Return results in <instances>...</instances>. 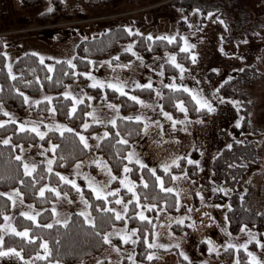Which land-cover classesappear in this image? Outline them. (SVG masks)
Here are the masks:
<instances>
[{"label": "rangeland", "instance_id": "obj_1", "mask_svg": "<svg viewBox=\"0 0 264 264\" xmlns=\"http://www.w3.org/2000/svg\"><path fill=\"white\" fill-rule=\"evenodd\" d=\"M61 1L62 6L67 11L71 13L80 11L86 17L51 22L45 25L48 27L47 29L41 30L43 26L37 25L34 18L38 13L52 7L49 0L45 4L35 7H21L18 0H0V35L6 36L2 53L6 54L5 69L8 72V66L11 65L12 74L14 60L27 52L36 53L40 60L43 58L47 69L53 67L54 61L73 60L77 53V46L85 39L84 32L91 30L88 27V29L79 31L78 28L70 24H81L80 26H82L84 23H95L98 32L102 28L121 25L129 32L131 30L141 31L151 37L167 36L177 38L178 36L179 49L185 46V41L189 45H194V47L189 48L187 55L190 60L188 64H184L178 60L176 53L173 51H163L152 56L143 57L134 50L133 40L121 41L106 52L100 59L101 63L98 67L91 66L90 60L89 67L80 71L81 74H85L82 75L85 77L83 81L74 78L73 81L59 91L63 97H65V92L70 93L68 97L71 101L69 113H72V108L78 104L74 103V100L88 103L89 110L86 113L87 118L81 124L82 129H88L89 126L94 124H98L99 128L90 133V138L89 135L85 134L86 130L85 132H78L79 136L86 138L89 145L86 156L57 172L60 176L68 177L69 180L76 182L79 188V191L74 188L76 195L71 197L67 193L61 192L51 183H46L38 189V194H40L41 188L45 190L55 189L53 191L55 199L49 206L52 212L51 223H63L73 212L87 213V216L83 215L84 218L88 221L91 220L88 211V200L85 196L86 190L84 189H90L91 194L95 197L96 194L88 186V178H94L95 184L104 189L102 193L104 198L109 196L107 195L108 192H116L119 189L118 195L114 196V202L120 199L127 204L128 201L123 200L121 194L122 192H128V190L120 184V180L124 179L126 175L127 180L132 181L135 185L144 183L142 177L138 178L136 183L130 172L124 173L125 166L130 168V162L140 167L135 162L138 158L149 169L156 170L157 168H163L162 166L165 164L173 165L174 160L178 163L181 158H185L187 161H197L198 164H191L190 172L184 170L180 173H174L172 176L183 177L186 172L187 178L172 180V183L165 187L174 189L172 193L176 196V201L178 196L179 207L176 204L174 210L170 211L165 208V205L156 206L153 223L155 227L151 232V243L165 246L160 248L174 247L175 249L164 252H150L154 258L148 264H228L219 257V254L229 244L234 245L231 248L233 256L229 264H236V261L239 260V253H244L242 256L250 264L249 252L257 258L259 264H264V229L261 231L244 227L235 231L228 229L226 220L227 204L212 201L211 197L215 187L210 179L212 160L218 151L231 141L229 126L238 123L240 119V114L234 103L227 98L213 99L215 98L214 91L221 82L253 60L254 55L252 51L248 50L247 41L258 42L261 36L251 38L250 35H247L249 37L246 41L245 39L241 40V37L237 35V37L235 36V42L223 45L222 37L228 33L225 23L221 22L223 19H221L219 11L213 10L205 13L197 7L188 9V11L183 9V6L186 8L190 6V2L192 4H202L203 8L222 6L224 10V13H222L227 16V12L232 8L225 3V0H126L116 9L103 4L92 6L85 0ZM235 1H238V6L249 12L250 21L262 23L260 18L264 17V0ZM97 22L102 24L96 25ZM257 32L264 34V26L259 28ZM129 45L132 46V52L137 54L131 60L129 59V65L120 67V64H113V57L126 58V53L130 52H126L125 49ZM193 55L196 58L195 63L192 61ZM169 56L176 57V63L185 69L183 74L168 62ZM166 64H168L167 66L172 65L176 70L166 72ZM161 73L163 74L161 75ZM87 74H90L91 78ZM94 81H101L104 84L103 87L97 86L100 88L98 94L91 93L87 89V87H92ZM117 81L123 82L125 85L124 93L126 94L124 95L135 96L142 103L136 101V106L132 108L129 106L128 110L123 112L117 101L107 97L105 89L109 82L116 83ZM148 83H151L153 89L151 99L148 100L142 95L134 93V88H142L143 85ZM173 83L180 89L187 87L190 90L201 92L215 110L209 112L207 109H202L206 113L204 117L201 115L197 117L190 116L187 112L186 122L176 123L175 128H173V121H185V113L177 107L176 110L180 112V115L166 111L161 104L162 88L165 87L164 85ZM137 84L141 87H137ZM246 87H249L250 93L256 96L253 122L264 127V87H259L257 84H247ZM59 92L52 93L41 89L37 94H24V97H28L29 100L21 111L8 110L0 103V124L11 123L10 121L14 120V124L18 129L21 128V125L25 129L36 126L43 133L56 125H63L71 129L68 122L57 118L55 113L47 111L49 108H53V99L51 102L43 99L45 96L53 98ZM38 100L46 104L44 113H38L33 108H39V104L34 103ZM179 103L181 102H177V104ZM109 105H114L115 108L109 107ZM89 113L93 115H89ZM163 113L170 114L172 120L166 119ZM137 115L142 117L141 135L126 150L125 159L128 163L123 166L120 174L117 175L110 168L107 160L97 152V145L101 141L97 138L104 137L106 125L110 121L120 116L135 117ZM156 122H159V125ZM85 124L88 125L87 128L84 127ZM145 125H147V131H145ZM40 140L38 136L35 144L22 146L18 155L21 157L23 165L27 163L31 167L43 163L46 170H48L49 165L47 162L49 160L53 161V155L48 150L53 144L51 142L43 144ZM130 153H135L132 161L127 159ZM94 161L106 164L107 167L102 168ZM77 165H80V167L77 168ZM109 169L111 175L117 178L110 183ZM158 184L160 185L159 182ZM17 192L19 193L17 188L0 190V193H4L8 197L9 195L12 196L10 199L11 209L4 215V217L7 216L10 219L6 221L3 218L0 223V236L10 233L4 227L6 224H10L12 228H15L13 218L17 214L28 213L35 216L36 219V213L40 211L39 208L24 201L20 193L15 195ZM129 193V200H132V193ZM134 202L136 205V201ZM114 204V209L124 215L123 205ZM145 204L139 201V206H136L135 210L137 211L136 214L143 211L144 215L147 216V211L143 207ZM147 205L151 207L155 204L148 203ZM160 209H163V211ZM180 219L184 221L183 224L179 225L182 227L179 231H174L172 224ZM242 228L245 231L242 232ZM122 229L127 233L135 230L126 222H123L110 228L105 235ZM16 231L23 232L27 230L16 229ZM125 232H121V235ZM249 233H251V236ZM109 239L110 243H106L97 253L75 264H98V262L99 264H138L134 262V244L131 243V240L124 243L118 235H111ZM131 239L135 240L136 235L132 236ZM119 241L121 244H119ZM201 241H204L205 253L199 250L198 244ZM41 243H45V241ZM240 245H247V247L246 249L241 248ZM37 254L45 256L44 249L40 248V251L28 258L11 254L0 256V264H36ZM185 255L188 257L187 260L184 259ZM49 264L62 263L52 262Z\"/></svg>", "mask_w": 264, "mask_h": 264}, {"label": "trees", "instance_id": "obj_2", "mask_svg": "<svg viewBox=\"0 0 264 264\" xmlns=\"http://www.w3.org/2000/svg\"><path fill=\"white\" fill-rule=\"evenodd\" d=\"M48 0H18L21 7H35L46 3ZM89 5L103 4L116 9L126 0H85ZM51 3V11L44 10L38 13L34 22L41 25V30L48 27L45 25L55 21H69L75 18H84L86 15L80 11L71 13L62 6L61 0H49ZM230 6L227 16L222 6L202 7V4L190 2L187 8H201L202 12L219 11V15L225 23L226 31L223 38V45L235 42V36L239 35L241 40H248L247 35L251 38H259L258 42L247 41L250 51H252L253 60L244 65L234 75L221 82L214 91L216 98H227L231 100L237 108L240 119L238 123L229 126L231 141L227 146L222 147L214 156L211 163V175L216 191L212 195V201L227 204L226 220L228 229L235 231L241 227L251 228L258 231L264 229V127L253 122V109L255 99L247 84H257L264 87V34H259L257 30L264 26V17L261 22H252L249 20V12L238 6V1L225 0ZM235 5V6H234ZM226 10V9H225ZM223 12V13H222ZM234 25H232V24ZM102 24L97 22L96 25ZM82 31L90 28L91 31L84 32L85 39L77 46L76 55L72 63L75 68L70 67L65 60L53 62L52 71H48L46 62L41 64L40 59L36 55L27 52L16 58L12 64L13 72L11 76L5 69V55H0V103L8 110L21 111L25 107L24 94H37L41 89L52 93H58L74 78L83 81L84 76L80 71L86 69L90 65L98 67L101 63L100 59L111 50L118 42L133 40V48L140 56H152L163 51H173L176 53L181 63L188 64L189 56L187 52H181L179 49V37L175 38L173 43L167 40H148V34L141 31H127L123 26H111L102 28L99 32L95 28V23L89 24H70ZM45 26V27H44ZM234 28V29H232ZM260 35V36H259ZM232 36V37H231ZM6 41L5 35H0V53ZM134 57L132 53H126V58L118 57L113 64L129 65V59ZM168 64L165 65L166 72L175 71L176 69ZM68 73V75H65ZM15 76L16 79H12ZM51 77L52 79H48ZM91 93L98 94L99 87H87ZM107 97L113 101H117L120 109L126 112L129 106H136V101L130 99L127 95L117 93L114 89L105 87ZM135 94L142 95L146 99H151L153 89L134 88ZM23 93V95H20ZM53 108L56 109L55 116L63 119L71 126V132H64L61 135L58 131H47L41 143L51 142L56 145L55 151L48 152L53 155L52 171L46 170L43 163H38L35 172L32 175L24 174L22 159L16 160L20 154V148L25 145L35 144L38 136L34 132L21 131L14 123H3L0 127V190L17 188L21 198L39 208L35 221L27 219L21 214H17L13 218V225L16 229H26L28 237L23 238L11 233L4 235V241L0 244V251L6 249H15L22 258H28L34 253L40 251V244L45 241L48 245L49 254L45 259L36 260V264H49L59 262L62 264H75L84 258L97 253L106 243L103 240L106 232L113 226L126 222L129 226L136 230V243L134 244V262L138 264H148L151 260L147 256L152 251L164 252L169 248H152L149 249L147 243L144 242L147 237L148 243L152 242L151 232L153 231V223L155 219V210L147 211V217L151 224L139 220L136 214V205L133 201L128 205V212L125 213L124 219L116 220L114 213L105 212V208H114V196H108L104 199H97L91 190L85 188V196L88 200V211L91 220L88 221L78 212L70 214L69 218L61 223L52 221V212L49 208L55 199V194L50 189L45 190L44 195L38 194V189L46 183L56 186L61 192L67 193L74 197L76 192L71 184L64 183L60 180L56 173L72 165L77 160L84 158L87 154V148L80 142L78 132H85L90 138V133L99 128L98 124L89 126L88 129H82L81 124L87 118L86 113L89 105L86 101L78 103L75 107L76 111L69 113L71 104L70 98L63 97L60 92L53 96ZM183 102L190 116L204 117L206 113L202 110L197 112L196 103L191 99L188 93L182 89L179 91L169 87L162 88L161 104L166 111H170L175 115H180L176 110L175 104ZM45 102L39 104V108H35L36 112H45ZM40 113V114H41ZM122 116L115 119L113 126L111 123L106 125L107 137H103L96 148L110 165V168L117 174L126 163L125 152L130 144L141 135L142 122H136L134 119L129 121L121 119ZM8 140V144L3 141ZM121 140H127V144L120 143ZM131 177L136 181L143 178L144 183H137L135 191L139 201L146 204H155L157 207L165 205L170 211L174 210L176 205V196L173 193L161 191L160 185L156 180L159 176L164 182V187L172 183V175L180 173L191 168V164L185 158L178 161V165H171L169 172L165 173L163 168L155 170V176L149 169L137 167L133 162L129 163ZM147 184V187L144 185ZM84 194V193H83ZM123 200L129 201V192H122ZM113 198V199H112ZM128 203V202H127ZM11 209V200L5 194L0 196V223L4 215ZM131 217H135L134 219ZM52 225L51 228L45 225ZM175 223L172 224L174 231H179L182 226ZM184 227V226H183ZM32 240V243L28 241ZM118 243V241H117ZM119 244L120 241H119ZM200 251L205 253L204 241L199 242ZM227 249V250H226ZM220 258L226 263H230L233 251L225 248L220 254ZM239 253V261L241 264H249ZM183 262L182 259H180Z\"/></svg>", "mask_w": 264, "mask_h": 264}, {"label": "snow or ice", "instance_id": "obj_3", "mask_svg": "<svg viewBox=\"0 0 264 264\" xmlns=\"http://www.w3.org/2000/svg\"><path fill=\"white\" fill-rule=\"evenodd\" d=\"M51 10H52L51 8L48 9V11H51ZM221 22H223V21H221ZM147 39H148V40H152L153 38H152L151 36H148ZM182 39H183V38H182ZM156 40H161V41H163V40H167L168 43H173L174 40H175V37L160 36V37H156ZM190 47H194V45H189V44L187 43V41H185V46L182 47L180 50H181V52H188V50H189ZM125 51H126V52H132V46L129 45V46L125 49ZM0 55H6V54H5V53H0ZM32 55H36V53H32ZM132 55L135 56V55H137V54H136L135 52H132ZM138 58H139V57H138ZM113 59L116 60V59H118V57H113ZM195 60H196V58H195V56L193 55V56H192V61H193V63H195ZM40 62H41V64H43V62H44V61H43V58H41ZM168 62L171 63V64H173L176 68H178V69L180 70L181 74H183V73L185 72V69H184L180 64H177V63H176V57H175V56H169V57H168ZM57 63H61V61H57ZM67 64H68L70 67L75 68V65L72 63V60H68V61H67ZM119 66H120V67H127V65H119ZM8 67H9V75L11 76V65H9ZM52 70H53V69H52L51 67L48 68V71H52ZM162 74H163V73H161V75H162ZM65 75H68V73H65ZM81 75H85V74L82 73ZM87 75H89V77H90V74H87ZM90 78H91V77H90ZM181 78H182V76H181ZM12 79L15 80L16 77H15V76H12ZM48 79H52V78H51V77H48ZM98 85L101 86V87L104 86L103 82H101V81H94V83H93L91 86H92V87H97ZM124 86H125V85L123 84V82H119V81H117L116 83H111V82H109V83L107 84V87H108V88H112V89H114L115 91L120 92L122 95L126 94V93H124ZM136 86H137V87H141L139 84H137ZM164 86H165V87H170L171 89L176 90V91H179V90H180V88H178V86H177L175 83H173V84H171V85H164ZM143 88H144V89H151V88H152V85H151V83H148V84H146V85H143ZM182 90H183L184 92L188 93L189 96H191V99H192L193 101H195L196 105H198V107L195 109L197 112L201 111L202 109H207V111H209V112H212V111L215 110V109L212 107L211 103H209V101L203 97V94H202L201 92H197L196 90H190V89H188L187 87H184ZM20 95H23V93H20ZM157 95H159V93H157ZM64 96L67 98V97L70 96V93L65 92V93H64ZM43 99H44V101L51 102L52 97L45 96ZM130 99H132V100H134V101H137V102H139V103H142L141 101H138L137 97H135V96L130 97ZM28 100H29V98L25 96V97H24V102H25V103H28ZM81 102H82V101H80V100H74V103H81ZM221 102H223V101H221ZM34 103H36V104H40V103H42V101H39V100H38V101H34ZM109 107H113V108H115L114 105H109ZM176 107H177L180 111H182V112L185 113V121H173V128H175L176 123H185L186 120H187V111H188V109H186V108L184 107V103L181 102V103L177 104ZM47 111H49V112H51V113L54 114L55 111H56V109H55V108H49ZM71 111H72V112H75V111H76L75 107H73ZM117 111H118V109H117ZM163 114H164V116H165L166 119H168V120H172V117H171L170 114H168V113H163ZM5 115H7V113H5ZM89 115H93V114H92V113H89ZM121 119H127V120H129V121H131V120L134 119V120H135L136 122H138V123L142 121V117L139 116V115H137V116H135V117H132V116H129V117H122ZM10 122H11V123H15L14 120H12V121H10ZM197 122L199 123L200 121H197ZM110 123H111L113 126H115L116 121H115V120H112V121H110ZM156 123H157V125H159V122H156ZM2 126H3V125H0V127H2ZM84 127L87 128L88 125L85 124ZM20 130H21V131H25V128H24L23 125H21ZM49 130H50V131H59V132L61 133V135H63L64 132H71V131H72V129L67 128V127H65V126H63V125H56L54 128H50ZM28 131H30V132H34V133H35L37 136H39L40 139H42V140L44 139V137H45V135H46L45 133L41 132V131L39 130V128L36 127V126L30 128V129H28ZM145 131H147V125H145ZM77 135H79V134H77ZM107 135H108V133L106 132V133L104 134V136L107 137ZM79 139H80V142L84 145L85 148L89 147V145H88V143H87V140H86V138H85L84 136H80ZM97 139H102V138H99V137H98ZM3 143H4V144H8L9 141H8V140H4ZM120 143L127 144V140H121ZM56 147H57L56 145H52L51 148H50L49 150H51V151H55V148H56ZM97 147H99V145H97ZM134 156H135V153H130L129 156L127 157V159H129V161H132V159H133ZM20 159H21L20 156H17V157H16V160L19 161ZM177 159H180V158H177ZM94 162H95V163H98V165L101 166L102 168H106V167H107L106 164H101V163L98 162V161H94ZM135 162H136L137 164H139L140 167H141L142 169H147V166H146L145 164H143L138 158L136 159ZM47 163H48V165H49L48 171L51 172V171H52V169H51V164L53 163V161H52V160H49ZM188 163H189V164H193V163H197V164H198L197 161H192V160H189ZM172 164H173V165H176V166H179L176 160H174V161L172 162ZM23 167H24V174H25L26 176L32 175V173L35 172V170H36L35 165H32V166L30 167L27 163H25V164L23 165ZM79 167H80V165H77V168H79ZM162 167H163L164 172H165V173H168V172H169V168L171 167V165L165 164V165H163ZM147 170L150 171V172L152 173L153 176H155V174H156V173H155V170H153V169H147ZM123 171H124L125 174H127V173L131 172L132 169H130V168H128L127 166H125V168L123 169ZM108 172H109V177H110V179H109V183H110L112 180L117 179L115 176H112V175H111V170H110V169L108 170ZM56 175L59 176V178H60L61 181H63L64 183H67V184H71L73 188H76L77 191H79V188L77 187L76 182H75L74 180H69L68 177L60 176L59 173H56ZM181 178L186 179V178H187V173L185 172L183 177H177V176H172V177H171V179H172L173 181L178 180V179H181ZM88 179H89V184H88V186H89V187L92 189V191L96 194L97 199H104V196L102 195L104 189L101 188V187H99V186H97V185L95 184V182H94V178H88ZM156 180L160 183L161 191H164V192H166V193H172V192L174 191L173 188H165V187H164V182H163V180H161V178H160L159 176H156ZM120 184H121L123 187H126L127 190H128V192H131V193H132V200H129L127 204L123 203L122 200H120V199L115 200V203H116V204H122V205H123V212H124V213H127V212H128V205H129V204H132L133 201H136V206H139V198H138V196H137V193L135 192L136 185H135V183H133L132 181L127 180V176H126V175H125V178H124V179H121V180H120ZM105 187H106V186H105ZM144 187H147V184H145ZM216 190H217V189H214V191H216ZM50 191H55V189H50ZM44 192H45V189H44V188H41V189H40V195L43 196V195H44ZM118 193H119V189H117L116 192H108L107 195H109V196H116V195H118ZM3 195H4V193H0V196H3ZM15 195H19V193L17 192V193H15ZM57 195H59V193H57ZM11 198H12V196L9 195V199H11ZM202 199H203V198H202ZM85 204L87 205V202H86V201H85ZM176 204H177V207H179V198H178V196H177ZM30 207H31V206H30ZM143 207H144L145 210H147V211H151L153 208L156 207V205H152L151 207H149L147 204H145ZM160 210L163 211V209H160ZM104 211H105V212H111V213H114V216H115V219H116V220H122V219H124V216L121 215V212H120V211H116L114 208H105ZM21 215H22V216H25V217H26L27 219H29V220H32L33 222L35 221V216H33V215H29L28 213H21ZM36 215H39V213H36ZM81 215H85V216H87V213H81ZM137 215H138L140 221H142V222H147V223L151 224V221L148 219L147 216L144 215V212H143V211L139 212ZM131 218L134 219L135 217H131ZM4 219H5L6 221H8L10 218L7 217V216H5ZM175 222L178 223V224H183L184 221H183V219H180V220H177V221H175ZM4 227H5V229H6L7 232H10L11 234H14V235H16V236H20V237H23V238H27L28 235H29L27 231H23V232H18V231H16V229H15V228H12L10 224H6ZM45 227L51 228L52 225H50V224H49V225H45ZM153 227H155V226L153 225ZM241 231L243 232V231H245V229L242 228ZM121 232H125V230L122 229V230H120V231H118V232H114V233H111V234H109V235H105V236H103V240H104V242H105V243H110V239H109V237H110L111 235H118V236H120V239L124 241V243H128L130 240H131V243H133V244L136 243V240H132V239H131L132 236H135V235H136V230H131L130 233L125 232V234H123V235H121ZM249 235L251 236V233H249ZM253 239H254V237H253ZM3 241H4V236H0V244H2ZM28 242H29V243H32L33 241H32V240H29ZM144 242L147 243V246H148L149 249L156 248V247H165L164 245H157V244H154V243H148V241H147V237H145ZM176 246L178 247V245H176ZM40 247L44 249L45 256H40L39 254H37V256H36V259H37V260L45 259V257L49 254V249H48V245H47V243H41V244H40ZM232 247H234V245H232V244H229V245L227 246L228 249H231ZM240 247L246 249L247 245H240ZM117 250H118V249H117ZM211 250H214V249H211ZM226 250H227V249H226ZM10 254H11V255H15V256H20V253L17 252L15 249H9L8 251H0V256H8V255H10ZM181 255H183V253H181ZM248 256L250 257V264H259V261L257 260V258H256L251 252L248 253ZM153 258H154V256L151 255V254H149V255L147 256V259H148V260H152ZM129 259H131V257H129ZM184 259L187 260L188 257L185 255V256H184ZM98 264H99V262H98ZM236 264H241V262H240L239 260H237V261H236Z\"/></svg>", "mask_w": 264, "mask_h": 264}]
</instances>
